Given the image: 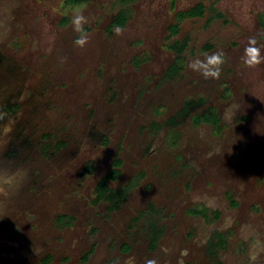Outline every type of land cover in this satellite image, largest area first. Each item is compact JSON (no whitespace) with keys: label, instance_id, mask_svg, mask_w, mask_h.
I'll return each mask as SVG.
<instances>
[{"label":"rangeland","instance_id":"374dc122","mask_svg":"<svg viewBox=\"0 0 264 264\" xmlns=\"http://www.w3.org/2000/svg\"><path fill=\"white\" fill-rule=\"evenodd\" d=\"M198 3L203 17L170 37ZM261 22L264 0H0V264H264V63L243 59L251 37L264 57ZM184 37V71L165 80L167 45ZM217 51L219 79L188 67ZM199 97L219 132L165 124ZM115 157L111 187L131 189L108 213L91 202ZM149 221L164 231L153 251ZM217 234L226 246L210 256Z\"/></svg>","mask_w":264,"mask_h":264},{"label":"trees","instance_id":"16d2710c","mask_svg":"<svg viewBox=\"0 0 264 264\" xmlns=\"http://www.w3.org/2000/svg\"><path fill=\"white\" fill-rule=\"evenodd\" d=\"M69 5H81L87 2L88 0H65ZM205 8L202 4H197L193 8L179 12L176 15V20L181 22L188 18H196L203 16ZM127 18L123 12H120L112 21V26L123 27L126 24ZM261 26L264 30V23H261ZM167 32L170 37H173L178 34L179 32V24L169 25ZM188 46V40L184 39L183 41H174L167 45V48L173 53H175L176 58L174 62L167 68L165 73L166 80H173V77L178 76L180 71L183 69L184 64V57L183 53ZM204 104V100L200 98L197 101H187L184 104L183 109L179 112L178 117L188 118L190 112H192L195 108H199ZM180 115V116H179ZM191 122L193 126L197 127L202 124L209 125L214 129H220V118L217 115L214 108H207L202 112L193 114L191 116ZM167 125H174L175 119L171 118L165 122ZM158 129L159 126H156ZM121 167L122 161L119 158H115L111 164L110 169L107 171L105 175H103L95 184L93 195L94 200L93 204L104 203L107 206L108 212H115L117 211L127 199L128 193L131 189V185L122 186L120 188H112L111 184L118 181L121 177ZM93 169V167L86 165L85 171L89 172ZM148 212L152 214H156L155 208L152 205H149ZM148 212H143V215L147 214ZM206 209L202 210H192L190 211L193 215L198 216H206ZM59 220H62L59 218ZM147 235L149 238V249L154 250L158 243L163 236V228L155 221H149L147 225ZM216 240L210 243L209 251H214L216 249H222L226 246V242L224 240V236L221 234L216 235ZM128 248L126 247L125 250Z\"/></svg>","mask_w":264,"mask_h":264},{"label":"clouds","instance_id":"9594fccd","mask_svg":"<svg viewBox=\"0 0 264 264\" xmlns=\"http://www.w3.org/2000/svg\"><path fill=\"white\" fill-rule=\"evenodd\" d=\"M74 22L77 25V31L82 33V36L78 38L75 43L82 47L87 43L85 38L86 34L83 33L82 28V24L85 22L84 17L79 16ZM243 59L244 63L250 68L264 63V57L261 56V48L257 46L255 37L249 38L248 46L244 49ZM225 63V53L223 51H217L212 54H206L203 60L199 58L193 60L189 63L188 67L194 72H199L205 79H219L222 74V67ZM7 179L8 178L5 177V180Z\"/></svg>","mask_w":264,"mask_h":264},{"label":"flooded vegetation","instance_id":"af4514ba","mask_svg":"<svg viewBox=\"0 0 264 264\" xmlns=\"http://www.w3.org/2000/svg\"><path fill=\"white\" fill-rule=\"evenodd\" d=\"M198 4H202V3H198ZM197 5V4H196ZM195 5V6H196ZM203 5V4H202ZM204 6V5H203ZM193 8V7H192ZM204 8H205V11H206V7L204 6ZM191 9V8H190ZM189 10V9H188ZM185 11H187V10H185ZM205 11H204V14H205ZM179 12H183V11H179ZM179 12H177V13H179ZM177 13H176V15H177ZM203 14V15H204ZM176 15H175V22L173 23V25L174 24H179V32H178V34L180 33V27H181V24L184 22V21H186V20H188V19H195V18H188V19H186V20H183V21H181V22H178L177 20H176ZM201 17H203V16H201ZM201 17H196V18H201ZM216 17L217 18H221L222 17V15L221 14H217L216 15ZM261 23H263V22H261ZM262 27V26H261ZM177 34V35H178ZM177 35H175V36H177ZM175 36H173V37H175ZM184 39H187L188 40V46H189V37H184V38H182V39H180V40H173V42L174 41H183ZM188 46H187V48H186V50L184 51V53H183V57H184V64H183V69L180 71V73H179V75L178 76H175V77H173V81L174 80H176L181 74H182V72L184 71V68H185V62H186V60H185V53H186V51H187V49H188ZM175 58H176V55H175V53L173 52V62H174V60H175ZM171 65V64H170ZM167 70V69H166ZM166 73V72H165ZM166 80V79H165ZM168 81H170V80H168ZM172 81V80H171ZM200 98H202V97H199V98H197V99H187V100H185V101H183V103H182V105H181V107H180V109L178 110V111H176L175 112V114L173 115V118L175 119V124L173 125V127H176L177 125V123H178V121H179V118L180 117H178V114H179V112L183 109V107H184V104H185V102H187V101H197V100H199ZM203 100H204V104H202L201 106H199V108L201 109L202 107H204L205 106V99L204 98H202ZM207 108H210V107H206V108H203V109H201V111H199V112H202V111H204L205 109H207ZM211 108H213V107H211ZM216 111V110H215ZM198 112V113H199ZM217 113V112H216ZM193 115V113L192 112H190V114H189V117H188V120L190 121V123L192 124V122H191V116ZM218 115V114H217ZM180 116V115H179ZM219 116V115H218ZM220 118V117H219ZM169 120V119H168ZM166 124V123H165ZM167 125V124H166ZM171 125V124H170ZM202 125H205V124H202ZM156 126H159V128L158 129H160V125H157L156 123H153V125H152V127H154V129H156V130H158L157 128H156ZM192 126H193V124H192ZM201 126V125H200ZM206 126H209V125H206ZM195 127V126H194ZM198 127V126H197ZM211 127V126H210ZM213 128V127H212ZM214 129V128H213ZM220 129H221V119H220ZM220 129L219 130H217V129H215V130H217L218 132L220 131ZM115 158H118V157H115ZM114 158V159H115ZM113 159V160H114ZM120 159V158H119ZM121 160V159H120ZM122 161V160H121ZM113 162V161H112ZM88 165V164H87ZM122 165H123V163H122ZM90 166V165H89ZM86 167V166H85ZM91 167H92V165H91ZM105 175V174H104ZM94 190V189H93ZM93 200H94V195H93V199H92V204H93ZM95 205V204H94ZM106 209H107V206H106ZM119 210V209H118ZM117 210V211H118ZM108 212V211H107ZM116 212V211H115ZM108 213H114V212H108ZM59 218H61L62 220H59ZM67 218L66 217H63V216H60V217H58L57 218V221L59 222V223H61V222H64L65 220H66ZM217 241V240H216ZM213 242V241H212ZM159 244V243H158ZM148 246H149V238H148ZM209 246H210V244H209ZM209 246H208V252H209V254H210V256L211 255H213V253L215 252V250H216V248H214V251H209ZM128 248L127 250H125V248ZM157 248V247H156ZM155 248V249H156ZM154 249V250H155ZM123 251L124 252H128L129 251V247L128 246H124L123 247ZM151 251H153V250H151ZM93 253V251L92 250H90V251H88L87 253H86V255L84 256V261H86V260H88V258H89V256L91 255ZM49 261V257L47 258V259H45V261H43V263L44 264H46V262H48Z\"/></svg>","mask_w":264,"mask_h":264}]
</instances>
